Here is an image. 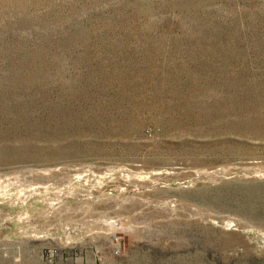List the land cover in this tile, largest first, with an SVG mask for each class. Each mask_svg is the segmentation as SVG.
<instances>
[{"label":"rangeland","instance_id":"1","mask_svg":"<svg viewBox=\"0 0 264 264\" xmlns=\"http://www.w3.org/2000/svg\"><path fill=\"white\" fill-rule=\"evenodd\" d=\"M0 264H264V0H0Z\"/></svg>","mask_w":264,"mask_h":264}]
</instances>
